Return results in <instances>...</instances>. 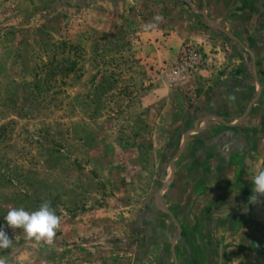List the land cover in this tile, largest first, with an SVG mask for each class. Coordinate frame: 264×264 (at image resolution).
<instances>
[{"label":"rangeland","instance_id":"1","mask_svg":"<svg viewBox=\"0 0 264 264\" xmlns=\"http://www.w3.org/2000/svg\"><path fill=\"white\" fill-rule=\"evenodd\" d=\"M202 4L0 0L6 264H181L168 193L193 123L239 69L229 50L247 45ZM189 49L202 63L175 73ZM46 200L61 217L53 245L7 226L11 208Z\"/></svg>","mask_w":264,"mask_h":264},{"label":"crops","instance_id":"2","mask_svg":"<svg viewBox=\"0 0 264 264\" xmlns=\"http://www.w3.org/2000/svg\"><path fill=\"white\" fill-rule=\"evenodd\" d=\"M202 3L208 21L247 45L229 50L243 54L230 57L239 69L223 95L208 101L183 147L167 204L184 231L174 246L181 264H220V254L222 264H264V197L249 202L252 179L264 170V0Z\"/></svg>","mask_w":264,"mask_h":264},{"label":"clouds","instance_id":"3","mask_svg":"<svg viewBox=\"0 0 264 264\" xmlns=\"http://www.w3.org/2000/svg\"><path fill=\"white\" fill-rule=\"evenodd\" d=\"M156 20L159 21L160 18L157 17ZM153 27L155 24L145 25V29ZM252 182V195L249 197V202L256 204L260 202L261 197H264V170L259 171ZM4 219L8 227L22 230L27 240L48 246L54 244L57 231L61 227V217L47 200L32 212L26 211L23 207L11 208ZM12 246L13 240L3 228H0V250L11 249ZM0 264H6V260L0 258Z\"/></svg>","mask_w":264,"mask_h":264},{"label":"built area","instance_id":"4","mask_svg":"<svg viewBox=\"0 0 264 264\" xmlns=\"http://www.w3.org/2000/svg\"><path fill=\"white\" fill-rule=\"evenodd\" d=\"M189 54L191 58V62L189 63V66H182L181 63L176 67L175 73L179 74L181 72L184 73V71H189L190 69H197L200 64L202 63V54L197 51L196 49H189ZM183 58V57H182Z\"/></svg>","mask_w":264,"mask_h":264},{"label":"water","instance_id":"5","mask_svg":"<svg viewBox=\"0 0 264 264\" xmlns=\"http://www.w3.org/2000/svg\"><path fill=\"white\" fill-rule=\"evenodd\" d=\"M220 264H222V254H220Z\"/></svg>","mask_w":264,"mask_h":264}]
</instances>
